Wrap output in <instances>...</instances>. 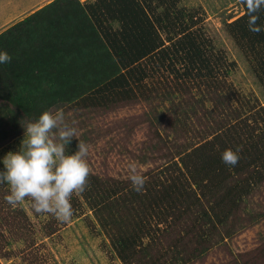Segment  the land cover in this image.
Instances as JSON below:
<instances>
[{
    "label": "trees",
    "instance_id": "1",
    "mask_svg": "<svg viewBox=\"0 0 264 264\" xmlns=\"http://www.w3.org/2000/svg\"><path fill=\"white\" fill-rule=\"evenodd\" d=\"M180 3L51 0L3 30L0 50L12 59L0 64V122L8 117L18 124L23 119L35 120L60 103L96 106L135 99L140 92L150 91L147 81L153 67L157 72L164 67L174 73L182 86H189L190 81L196 89L216 91L217 99L224 101L235 90L219 79L225 62L212 40L195 29L196 14ZM242 5L243 14L227 22L226 29L264 85V4L251 13L261 29L255 32L249 29L247 0ZM254 112L248 127L247 118L241 121L247 127L245 137L237 133V125L211 138L205 136L186 154L180 153L179 161L174 155L169 166L144 174L146 183L140 192L131 181L112 179L110 187H104L89 173L84 190L90 188L87 199L96 190L95 201L123 213L122 226L110 233L123 261L148 258L144 238L152 245L178 221L187 226L181 240L190 258L211 247V234L264 181V106ZM228 148L238 150L239 161L234 166L221 160ZM98 203L93 206L99 207ZM174 245L170 250L181 253ZM148 263L165 261L158 258Z\"/></svg>",
    "mask_w": 264,
    "mask_h": 264
},
{
    "label": "rangeland",
    "instance_id": "2",
    "mask_svg": "<svg viewBox=\"0 0 264 264\" xmlns=\"http://www.w3.org/2000/svg\"><path fill=\"white\" fill-rule=\"evenodd\" d=\"M50 1L0 0V32ZM180 5L196 14L195 29L212 40L225 62L221 83L224 79L235 90L220 101L216 91L196 89L190 81L189 86H182L174 73L164 67L157 72L153 67L148 94L140 92L135 99L104 105L75 101L53 106L51 110H63L69 122L75 121L78 138L73 137L68 151L77 150L78 139L84 141L89 146V173L104 187H110L112 179L131 181L130 163H135L142 175L154 172L168 165L174 155L179 161L205 136L225 133L233 125L245 137L252 122L249 117L264 106V85L226 29L227 22L243 14L242 0H181ZM252 105L255 107L249 110ZM246 118L247 127L241 123ZM9 119L0 122V159L9 151L19 150L24 138L22 124L28 121L23 119L18 124ZM86 191L72 195L73 215L62 221L52 213L36 212L27 197L13 208L4 199L9 185L0 183V264H151L148 262L158 258L165 264H264V181L257 183L227 223L211 234V247L194 259L181 240L187 226L178 221L162 231L152 245L144 238L148 258L135 256L123 261L110 235L122 226L123 213L95 201L96 190L88 200ZM92 198L99 207L91 204ZM174 244L181 253L170 250ZM181 257L182 262H178Z\"/></svg>",
    "mask_w": 264,
    "mask_h": 264
},
{
    "label": "clouds",
    "instance_id": "3",
    "mask_svg": "<svg viewBox=\"0 0 264 264\" xmlns=\"http://www.w3.org/2000/svg\"><path fill=\"white\" fill-rule=\"evenodd\" d=\"M264 0H247L250 10L249 29L260 31L255 25L254 13ZM12 57L0 50V64ZM75 121L69 122L63 110H45L35 120L22 124L24 138L19 150L9 151L0 163V183L9 185L5 196L7 204L15 208L25 198L38 213H52L58 220L67 221L73 215L71 197L83 192L90 172L88 164L89 146L79 140L77 150L69 152L73 137L78 138ZM221 160L234 166L239 161L238 150L225 149ZM129 178L135 191L143 190L145 177L135 163L128 165Z\"/></svg>",
    "mask_w": 264,
    "mask_h": 264
},
{
    "label": "crops",
    "instance_id": "4",
    "mask_svg": "<svg viewBox=\"0 0 264 264\" xmlns=\"http://www.w3.org/2000/svg\"><path fill=\"white\" fill-rule=\"evenodd\" d=\"M44 6V5H43Z\"/></svg>",
    "mask_w": 264,
    "mask_h": 264
}]
</instances>
